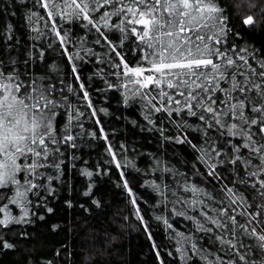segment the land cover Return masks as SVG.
Instances as JSON below:
<instances>
[{"label": "snow or ice", "instance_id": "6c2138e0", "mask_svg": "<svg viewBox=\"0 0 264 264\" xmlns=\"http://www.w3.org/2000/svg\"><path fill=\"white\" fill-rule=\"evenodd\" d=\"M131 217L153 264H264V0H0V254L128 264Z\"/></svg>", "mask_w": 264, "mask_h": 264}, {"label": "trees", "instance_id": "16d2710c", "mask_svg": "<svg viewBox=\"0 0 264 264\" xmlns=\"http://www.w3.org/2000/svg\"><path fill=\"white\" fill-rule=\"evenodd\" d=\"M15 22H19V18H13ZM106 121H112L111 117H104ZM121 135H117L116 139H122ZM85 159L89 160V165L93 164L96 159L95 153L91 158L85 156ZM76 181L77 187L82 186L86 183V178L76 175L73 177ZM115 179V177H114ZM133 186L136 190L140 192L137 186V181L133 179ZM109 199L112 200V196L115 195V199L111 202V207L109 209L110 213L122 212L123 215H130L125 206L126 197L119 195L120 190L115 189L114 185L109 184ZM141 194H144L141 192ZM13 231H18V229H13ZM11 235V233H9ZM123 256H118L117 260L124 259L128 261V264H153V257L148 251V242L142 233H139L135 229V218L131 217L129 222V227L123 237ZM43 254V253H42ZM20 257L18 254L13 252H7L6 254H0V264H18Z\"/></svg>", "mask_w": 264, "mask_h": 264}]
</instances>
